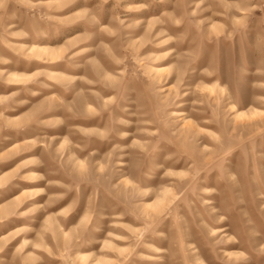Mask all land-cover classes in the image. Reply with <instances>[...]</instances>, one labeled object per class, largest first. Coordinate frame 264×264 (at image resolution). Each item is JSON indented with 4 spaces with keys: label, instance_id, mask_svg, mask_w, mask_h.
Wrapping results in <instances>:
<instances>
[{
    "label": "rangeland",
    "instance_id": "rangeland-1",
    "mask_svg": "<svg viewBox=\"0 0 264 264\" xmlns=\"http://www.w3.org/2000/svg\"><path fill=\"white\" fill-rule=\"evenodd\" d=\"M0 264H264V0H0Z\"/></svg>",
    "mask_w": 264,
    "mask_h": 264
}]
</instances>
